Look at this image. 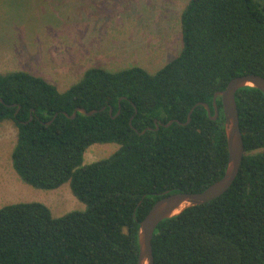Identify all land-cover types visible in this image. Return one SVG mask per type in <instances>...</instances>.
I'll use <instances>...</instances> for the list:
<instances>
[{"label": "trees", "instance_id": "16d2710c", "mask_svg": "<svg viewBox=\"0 0 264 264\" xmlns=\"http://www.w3.org/2000/svg\"><path fill=\"white\" fill-rule=\"evenodd\" d=\"M180 24V51L153 73L92 66L59 90L27 71L0 72V121L17 128L14 170L42 189L68 182L85 204L56 217L39 201L0 206V264H136L139 222L152 204L223 175L220 96L216 119L196 105L184 122L198 102L213 114L214 92L233 77H264V3L188 0ZM235 100L244 144L239 172L222 195L158 223L154 264H264V94L244 86ZM104 106L92 115L63 114ZM107 142L119 146L83 163L90 145Z\"/></svg>", "mask_w": 264, "mask_h": 264}, {"label": "rangeland", "instance_id": "374dc122", "mask_svg": "<svg viewBox=\"0 0 264 264\" xmlns=\"http://www.w3.org/2000/svg\"><path fill=\"white\" fill-rule=\"evenodd\" d=\"M187 1L0 0V72L27 71L59 90L92 66L114 71L138 65L153 73L181 49L180 15ZM16 137L13 122L0 121V206L39 201L55 217L84 209L68 182L42 189L18 176L11 160ZM118 146L92 144L83 163L105 158Z\"/></svg>", "mask_w": 264, "mask_h": 264}, {"label": "water", "instance_id": "95a60500", "mask_svg": "<svg viewBox=\"0 0 264 264\" xmlns=\"http://www.w3.org/2000/svg\"><path fill=\"white\" fill-rule=\"evenodd\" d=\"M244 86L255 87L264 94V77L255 73L235 76L227 82L224 89L214 92L212 97L213 114H211V109L207 102L196 103L188 112L187 120L184 124L190 121L191 113L196 105H203L207 110L209 117L211 119H216L218 116L216 98L220 96L223 109V127L228 151L225 171L220 178L213 181L201 191H179L169 193L157 199L152 204L146 215L139 222V229L137 233L139 253L136 264H154L152 237L156 226L161 220L178 214L186 207L201 204L222 195L234 182L244 155L243 137L239 127V116L235 93L239 88ZM104 108L105 106L100 109H91L87 111L84 107H76L71 114H68L65 111H63V114L69 118H74L77 112L92 115ZM111 112L112 109L109 108V113L111 114ZM55 115L48 123L54 119ZM31 118L32 116H30V119ZM172 122L173 120H170L164 125L168 126ZM129 123H131V121ZM155 124V128L157 129L162 123L155 120ZM148 129H151V127ZM145 130L146 129L140 132L136 130V132L144 133Z\"/></svg>", "mask_w": 264, "mask_h": 264}, {"label": "crops", "instance_id": "0c3cea01", "mask_svg": "<svg viewBox=\"0 0 264 264\" xmlns=\"http://www.w3.org/2000/svg\"><path fill=\"white\" fill-rule=\"evenodd\" d=\"M83 43H84V41H83Z\"/></svg>", "mask_w": 264, "mask_h": 264}]
</instances>
